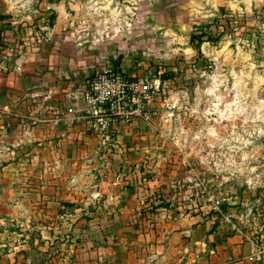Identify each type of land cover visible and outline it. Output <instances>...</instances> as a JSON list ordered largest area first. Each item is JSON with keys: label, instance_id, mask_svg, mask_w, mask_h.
<instances>
[{"label": "rangeland", "instance_id": "obj_1", "mask_svg": "<svg viewBox=\"0 0 264 264\" xmlns=\"http://www.w3.org/2000/svg\"><path fill=\"white\" fill-rule=\"evenodd\" d=\"M3 2L0 264H264V0Z\"/></svg>", "mask_w": 264, "mask_h": 264}, {"label": "crops", "instance_id": "obj_2", "mask_svg": "<svg viewBox=\"0 0 264 264\" xmlns=\"http://www.w3.org/2000/svg\"><path fill=\"white\" fill-rule=\"evenodd\" d=\"M2 4H4L3 0H0V75H5V76H11V75H16L18 78L23 77L22 70H27L28 76H38L35 79L39 78V75L35 73L34 67L26 66V67H14L12 70L7 73L3 72L1 68L2 66V57L4 53V45L6 43H3V41L6 40L5 37L3 36L4 29L6 28V22H7V17H5L6 12L2 8ZM7 73V74H6ZM41 75V74H40ZM8 87V85H7ZM5 87L4 89H6ZM2 96V95H1ZM2 100L3 104L5 105L8 102L7 97H0ZM194 221H189L182 219L181 221H178L177 223L180 224L182 227L181 229H178V234L180 235L181 239H184L187 236V233L190 231L191 224ZM201 227V226H199ZM180 228V227H179ZM203 229H205L203 227ZM180 230V231H179ZM215 235V234H214ZM177 236V235H173ZM177 238V237H176ZM211 240H213L216 243V246L213 245V256L210 260L211 264H247L249 262V257H250V245L248 243H245L243 240L239 241L238 238H228L226 237V240L224 241L221 237L218 236H212ZM234 259V262L229 263L228 259L230 257Z\"/></svg>", "mask_w": 264, "mask_h": 264}, {"label": "built area", "instance_id": "obj_3", "mask_svg": "<svg viewBox=\"0 0 264 264\" xmlns=\"http://www.w3.org/2000/svg\"><path fill=\"white\" fill-rule=\"evenodd\" d=\"M123 81H125V79H124ZM127 93H128V92H127ZM127 93H126V94H127ZM123 97H124V96H123ZM109 114H110V115H113V114H115V113H114V111H113V112H111V113H109Z\"/></svg>", "mask_w": 264, "mask_h": 264}]
</instances>
